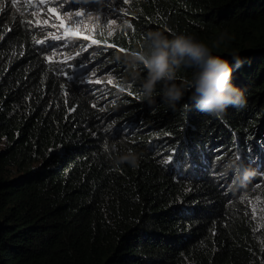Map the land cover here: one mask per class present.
<instances>
[{
	"label": "trees",
	"instance_id": "trees-1",
	"mask_svg": "<svg viewBox=\"0 0 264 264\" xmlns=\"http://www.w3.org/2000/svg\"><path fill=\"white\" fill-rule=\"evenodd\" d=\"M93 1L132 34L78 44L0 13V264H264V0L66 8ZM154 31L239 56L247 106L216 118L186 94L173 109L158 84L149 107L146 69L125 57ZM129 152L135 167L119 162Z\"/></svg>",
	"mask_w": 264,
	"mask_h": 264
},
{
	"label": "clouds",
	"instance_id": "clouds-1",
	"mask_svg": "<svg viewBox=\"0 0 264 264\" xmlns=\"http://www.w3.org/2000/svg\"><path fill=\"white\" fill-rule=\"evenodd\" d=\"M97 3L98 1H93L89 10L78 8L77 11H106L112 17L115 15V5L108 10H94L93 7ZM66 6L67 2L64 3L65 9ZM226 35L222 33L213 47L223 43ZM65 38L74 41L73 37ZM125 60L132 67L143 65L146 69V75L141 80V93L149 107L155 103L154 93L158 84L162 85L161 101L173 109L186 94L198 111L216 118L222 117L229 107L243 109L247 106L244 91L232 82L234 69L242 67L243 61L236 54H233V62L222 56L213 55L206 44L192 35L174 34L169 39L162 32H149L145 37V50L131 52ZM182 67L192 68L194 72L191 79L178 84L177 71ZM119 162H127L135 167L137 157L135 153L129 152ZM252 175L251 170L245 169L243 174L245 180L250 179Z\"/></svg>",
	"mask_w": 264,
	"mask_h": 264
},
{
	"label": "rangeland",
	"instance_id": "rangeland-1",
	"mask_svg": "<svg viewBox=\"0 0 264 264\" xmlns=\"http://www.w3.org/2000/svg\"><path fill=\"white\" fill-rule=\"evenodd\" d=\"M66 2L67 0H63L62 3L59 0H0V13L4 15L6 9H10L9 13L22 11L30 18L33 26L41 32L42 38H47L48 35L64 39L73 37L78 40V44L97 43L100 40L99 35L107 34L113 37L117 31L118 35L132 34L127 24L117 27L121 25L118 21L119 16L112 17L106 11L67 10L64 7ZM73 33L80 35H73ZM231 184L232 182L229 185ZM251 203L256 204L257 201L252 199Z\"/></svg>",
	"mask_w": 264,
	"mask_h": 264
},
{
	"label": "water",
	"instance_id": "water-1",
	"mask_svg": "<svg viewBox=\"0 0 264 264\" xmlns=\"http://www.w3.org/2000/svg\"><path fill=\"white\" fill-rule=\"evenodd\" d=\"M84 68H81V69H79L78 71H77V75L78 76H80V75H82L83 73H85V71H86V68L83 70Z\"/></svg>",
	"mask_w": 264,
	"mask_h": 264
},
{
	"label": "snow or ice",
	"instance_id": "snow-or-ice-1",
	"mask_svg": "<svg viewBox=\"0 0 264 264\" xmlns=\"http://www.w3.org/2000/svg\"><path fill=\"white\" fill-rule=\"evenodd\" d=\"M59 2H61V3H62V2H63V0H59ZM77 15H79V14H77ZM128 26H129V27H131V25H128ZM73 35H77V36H78V35H80V34H79V33H73ZM86 38H87V37H86Z\"/></svg>",
	"mask_w": 264,
	"mask_h": 264
}]
</instances>
